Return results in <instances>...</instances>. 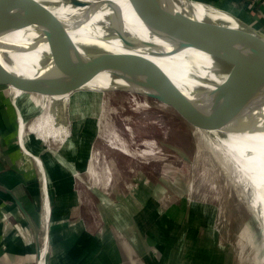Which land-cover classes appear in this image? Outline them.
<instances>
[{
  "label": "rangeland",
  "instance_id": "obj_1",
  "mask_svg": "<svg viewBox=\"0 0 264 264\" xmlns=\"http://www.w3.org/2000/svg\"><path fill=\"white\" fill-rule=\"evenodd\" d=\"M55 1L73 6L67 0ZM108 101L110 112L105 119L113 121L122 145L129 146L127 151L111 147L110 135L100 133L88 120L81 129L88 143L84 144V151L80 149L87 160L90 154L96 156L99 168L109 178L106 190L94 188L86 172L88 182L80 180L69 166L82 170L84 161L67 159L68 166L55 149L57 145H50L42 134L36 135L38 139L31 135L29 152L26 136L21 134L20 139L14 113L20 146L34 159L38 153L50 207L56 190L70 194L68 202L74 212L65 221L70 224L72 235L83 237L96 264H127L125 251L129 255L135 253L141 264H257L258 258L263 261L264 233L248 222L247 199L251 191L242 184H233L234 176L227 175L219 165L210 164L198 149L186 119L169 109L131 110V101L122 92L111 94ZM95 189L105 204L92 192ZM36 197L40 216L41 189ZM4 204L0 203V225L10 226L13 235L19 237L21 224ZM57 222L49 216L47 264L63 262L49 231ZM159 253L164 257L159 259ZM33 261L37 264L35 254Z\"/></svg>",
  "mask_w": 264,
  "mask_h": 264
},
{
  "label": "bare ground",
  "instance_id": "obj_2",
  "mask_svg": "<svg viewBox=\"0 0 264 264\" xmlns=\"http://www.w3.org/2000/svg\"><path fill=\"white\" fill-rule=\"evenodd\" d=\"M39 1L69 23L66 27V38L78 51H72V54L53 51L46 41L44 29L30 27L0 33V62L14 77L18 78L19 75L27 79H62L84 73L94 76L85 85V89L98 90L103 94L114 85H130L131 82L148 75H161L163 71L189 96L196 94L201 88H212L226 77L225 72L221 71L209 54L192 46L181 45L170 35L145 25L128 0H83L89 5L72 7L59 4L55 0ZM174 3L178 9L198 19L207 18L231 25L237 24L226 13L208 8L202 3L185 0H174ZM138 88L144 89L139 86ZM10 89L17 93L20 91L11 86ZM37 96V101L44 108L42 112H17L20 127L26 135L28 151H32L31 135L37 138L36 135L42 134L50 145H57L55 149L68 166L67 159L84 161L82 170L69 166L80 180L88 182L86 172L91 182L95 186L98 184L94 188L106 190L109 178L99 168L96 156L90 154L87 160L82 152L88 139L81 129L88 120L100 133L106 132L110 135L111 147L127 151L129 146L122 145L113 129V121L105 119L110 108L107 98L104 94L103 97L91 95L80 101H72L68 106L50 110L52 97ZM69 98V95H63L55 96L54 99L68 101ZM183 117L194 133L198 149L206 155L210 164L219 165L227 175L234 176L233 184H242L244 189L251 191V196L247 199L248 222L254 223L264 233V106L243 111L219 128ZM52 153L58 159V155ZM35 158L42 192L41 264H47L46 233L51 208L50 196L46 182L43 181L38 153ZM241 188L242 191H239L243 193ZM261 257L263 261L258 258L257 264H264V247Z\"/></svg>",
  "mask_w": 264,
  "mask_h": 264
},
{
  "label": "water",
  "instance_id": "obj_3",
  "mask_svg": "<svg viewBox=\"0 0 264 264\" xmlns=\"http://www.w3.org/2000/svg\"><path fill=\"white\" fill-rule=\"evenodd\" d=\"M67 1L77 6L89 5L83 0ZM128 1L145 25L170 35L181 45L192 46L209 54L221 71L225 72L226 77L212 88H201L196 94L189 96L162 71L161 75H148L131 85H114L103 93L107 100L111 94L122 92L131 101V110L169 109L178 115L216 128L224 126L243 111L264 106V31L245 23L210 0L185 1L202 3L208 8L226 12L237 24L231 25L207 18L198 19L178 9L174 0ZM67 26L69 23L42 1L0 0V33L30 27L44 29L46 41L53 51L72 54L78 48L66 38ZM92 79L94 76L84 73L62 79H27L19 75L17 78L0 62V85L20 90L17 93L7 87L0 89V104L18 113H40L44 108L37 101V95L52 97L50 110L68 106L72 101H80L91 95L103 97L101 91L85 89V85ZM138 86L144 89H139ZM63 95L71 98L68 101L54 99L55 96ZM109 111L110 108L105 116ZM92 192L105 204L97 189ZM19 205L21 206L20 203ZM34 234L35 260L37 264H41L40 231L37 230Z\"/></svg>",
  "mask_w": 264,
  "mask_h": 264
},
{
  "label": "crops",
  "instance_id": "obj_4",
  "mask_svg": "<svg viewBox=\"0 0 264 264\" xmlns=\"http://www.w3.org/2000/svg\"><path fill=\"white\" fill-rule=\"evenodd\" d=\"M210 1L233 13L245 23L264 31V0ZM6 87L8 88L6 85H0V89ZM14 113L10 107L0 104V203H5V207L15 214L21 229L18 237L9 230L10 226L5 228L0 225V264H34L36 252L34 233L39 231L40 220L36 193L40 189V181L35 159L20 146ZM16 119L22 141L21 134L25 133L20 127L17 112ZM69 198L70 194L67 191L58 189L53 202L51 201L50 220L58 222L52 227L49 226V231L58 258H62V264H96L93 252L87 250L89 246L83 242V237L72 235L70 224L65 221L68 214L74 212V206L68 202ZM197 239L196 236L195 240ZM139 253L142 254V251ZM125 255L127 264H141L135 253L129 255L125 251ZM163 255L159 253L158 258H163Z\"/></svg>",
  "mask_w": 264,
  "mask_h": 264
}]
</instances>
